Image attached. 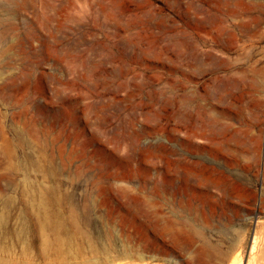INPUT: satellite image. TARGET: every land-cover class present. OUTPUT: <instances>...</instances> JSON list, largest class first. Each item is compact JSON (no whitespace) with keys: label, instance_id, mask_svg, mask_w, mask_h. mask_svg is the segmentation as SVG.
<instances>
[{"label":"rangeland","instance_id":"374dc122","mask_svg":"<svg viewBox=\"0 0 264 264\" xmlns=\"http://www.w3.org/2000/svg\"><path fill=\"white\" fill-rule=\"evenodd\" d=\"M35 190L109 264H264V0H0V264Z\"/></svg>","mask_w":264,"mask_h":264},{"label":"bare ground","instance_id":"6f19581e","mask_svg":"<svg viewBox=\"0 0 264 264\" xmlns=\"http://www.w3.org/2000/svg\"><path fill=\"white\" fill-rule=\"evenodd\" d=\"M52 195V192L45 195L39 190H35V193L32 194L29 203L36 209L37 223L34 228L33 239H28L24 230L17 233V239L25 245L23 254L27 260L16 264H109L112 262L113 259H103L97 256L116 252L117 239L113 225L110 226L101 218L98 233H90L82 228L80 220L88 218L92 211L86 209L79 211L76 208L69 209L66 214L61 210L51 211L49 205L56 202ZM2 202L3 206L7 208L11 200L3 199ZM193 232L198 235L201 234L199 230ZM30 245L35 249L33 257H29L28 247ZM122 250L128 254L129 250L125 243H123Z\"/></svg>","mask_w":264,"mask_h":264}]
</instances>
